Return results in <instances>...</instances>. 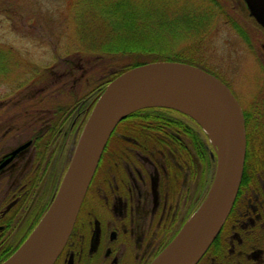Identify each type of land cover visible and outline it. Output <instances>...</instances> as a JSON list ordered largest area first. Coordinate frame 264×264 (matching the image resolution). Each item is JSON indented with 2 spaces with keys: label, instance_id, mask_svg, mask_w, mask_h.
Listing matches in <instances>:
<instances>
[{
  "label": "rangeland",
  "instance_id": "obj_1",
  "mask_svg": "<svg viewBox=\"0 0 264 264\" xmlns=\"http://www.w3.org/2000/svg\"><path fill=\"white\" fill-rule=\"evenodd\" d=\"M128 1L145 26L140 28L137 24L136 35L145 32L147 38L133 41L139 46L147 43L163 55L191 59L193 65L218 73L248 115L252 94L263 81L259 63L264 65V29L247 13L243 0H0V73L5 72L0 74V153L38 136L43 129L44 121H41L50 119L55 104L63 101L61 105L68 112L76 97L70 94L72 86L79 103L84 99L85 105L132 61L127 55L88 51L84 44V39H103L110 29L126 27L124 17L112 24L107 15L117 9H123L125 15ZM131 33L133 36V29ZM71 55H77L74 60L77 75L72 79L59 76L67 69ZM35 71L39 73L36 77L31 75ZM155 110L181 124L192 125L197 137L200 134L196 129L207 139L209 161L203 164L188 137H179L182 146L174 142L170 147L150 142L158 149L155 165L164 184L170 189L185 187L181 191L190 193V202L186 201L191 204L187 221L214 177L215 148L199 124L187 114L175 108ZM135 121L138 125L127 130L128 135L154 131L145 128L142 120ZM121 125L113 136L122 131ZM155 132L153 136H158ZM178 190L173 200L177 199ZM50 191L49 202L54 194L50 195L55 193L54 189ZM183 196L182 193L180 198Z\"/></svg>",
  "mask_w": 264,
  "mask_h": 264
},
{
  "label": "flooded vegetation",
  "instance_id": "obj_2",
  "mask_svg": "<svg viewBox=\"0 0 264 264\" xmlns=\"http://www.w3.org/2000/svg\"><path fill=\"white\" fill-rule=\"evenodd\" d=\"M76 56L71 55L59 76L77 75ZM259 65L263 81L248 104L251 141L241 182L219 233L197 264H264V65ZM202 68L228 86L224 77ZM71 92L76 97L68 112L63 101L55 104L50 119H40L44 122L38 136L0 153V263L30 233L69 164L95 98L83 105L73 86ZM121 124L122 131L113 136L116 128L106 142L69 238L53 264H149L190 214V193L181 191L185 187L166 186L155 165L158 149L150 142L159 146L164 141L166 146L165 137L153 136L152 130L128 135L138 125L135 118Z\"/></svg>",
  "mask_w": 264,
  "mask_h": 264
},
{
  "label": "water",
  "instance_id": "obj_3",
  "mask_svg": "<svg viewBox=\"0 0 264 264\" xmlns=\"http://www.w3.org/2000/svg\"><path fill=\"white\" fill-rule=\"evenodd\" d=\"M243 2L247 13L264 28V0ZM181 93L200 95L218 110L222 128L217 145L209 138L215 148V158L213 152L210 155L216 159V168L192 216L149 264H197L219 233L236 197L246 154L245 120L239 102L219 78L195 65L168 60L126 69L104 86L93 102L49 206L18 249L0 264H53L69 238L111 132L129 114L150 107L175 108L196 121L193 113L158 102ZM208 123L217 130L213 120Z\"/></svg>",
  "mask_w": 264,
  "mask_h": 264
},
{
  "label": "trees",
  "instance_id": "obj_4",
  "mask_svg": "<svg viewBox=\"0 0 264 264\" xmlns=\"http://www.w3.org/2000/svg\"><path fill=\"white\" fill-rule=\"evenodd\" d=\"M126 7L127 9H124L126 16L123 14V9L114 10L110 15H107V18L111 20L112 24L113 22L114 23L119 22L121 20L120 18L124 17L126 21V27L110 29V31L103 37V39H99V40L95 39V40L87 41L83 38L84 44L88 51H92V52L94 51L98 54L106 53V54H111V55H121V56L127 55L129 57H132L131 59L132 61L129 64H126L122 68L123 71L125 69L134 67L136 65L143 64V63L150 62V61H155V60L182 61V62L193 64L191 59L182 58L180 56L172 57L168 55H163V53H161L160 51H154L155 49H153L147 43L146 45L143 44L139 46L136 43V41H133L135 39H139V40L142 39V41L144 39H147L145 32L143 33L139 31L138 35H136V32H135V27H137V24L140 26V28L145 27V26L142 24V18H140L139 15L137 16L134 13L136 8H134V6L130 3V1L126 2ZM130 8L132 11H128V9ZM118 14L120 15V17ZM131 28L133 29V36L131 33V30H132ZM139 43L141 44V42ZM138 58H141L142 60L139 61ZM122 70L120 72H122ZM103 86L102 88H99V91L103 90ZM155 109L156 108H146L145 110L144 109L137 110L136 112L128 115L125 118V120H122L120 122V124L131 118L142 120L145 123L144 124L145 128L147 127L150 130L154 129V131H157V134L159 137L163 136L167 138V140L165 141V145L169 147L170 145L172 146L173 142L176 143L177 146H182V143H180V141L178 140L179 137L182 136L184 139L188 137V139L190 140L189 144L191 145L198 160L202 164L204 162L207 163L209 161V157H208L209 153L207 152V149L209 148H208L207 139L202 135V132L196 129L198 134H200V137H197L193 129H191L192 125H189L188 123L181 124L179 121H177V119L169 115H166V114H165L166 115L165 117L163 116L161 111H157ZM243 116L245 118L246 140L249 146L250 128H249V123H248V115L246 112H244ZM162 142L164 141H160L161 146H162ZM248 152L249 151L247 150V147H246V156H245L246 158H247ZM203 189L204 187L202 186L201 190L204 191ZM46 207L47 206H45L42 212L37 216V219L33 222L32 228L37 223L38 218H40V216L42 215ZM16 248L13 251H15ZM12 252L7 254V258Z\"/></svg>",
  "mask_w": 264,
  "mask_h": 264
},
{
  "label": "bare ground",
  "instance_id": "obj_5",
  "mask_svg": "<svg viewBox=\"0 0 264 264\" xmlns=\"http://www.w3.org/2000/svg\"><path fill=\"white\" fill-rule=\"evenodd\" d=\"M158 102L162 104L173 105L182 110L193 113L196 116V121H198V124L200 125L204 133H207V135L209 136L208 138H210L212 144L217 145L219 140V133L222 128V122L220 120L221 118L219 117L216 106L211 101L197 94L195 95L192 93H181L177 95L167 96L165 97V99L163 98ZM209 119L215 122V125L213 126H216L217 130L211 129L210 126H208ZM189 224L190 221L185 228H187Z\"/></svg>",
  "mask_w": 264,
  "mask_h": 264
}]
</instances>
